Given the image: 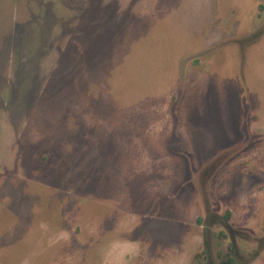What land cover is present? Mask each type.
Returning a JSON list of instances; mask_svg holds the SVG:
<instances>
[{"label": "rangeland", "instance_id": "374dc122", "mask_svg": "<svg viewBox=\"0 0 264 264\" xmlns=\"http://www.w3.org/2000/svg\"><path fill=\"white\" fill-rule=\"evenodd\" d=\"M229 258L264 264V0H0V264Z\"/></svg>", "mask_w": 264, "mask_h": 264}, {"label": "trees", "instance_id": "16d2710c", "mask_svg": "<svg viewBox=\"0 0 264 264\" xmlns=\"http://www.w3.org/2000/svg\"><path fill=\"white\" fill-rule=\"evenodd\" d=\"M227 213H228V215L226 216V218L229 219L231 217L230 212H227ZM228 262H229V264H238L233 258H229Z\"/></svg>", "mask_w": 264, "mask_h": 264}]
</instances>
